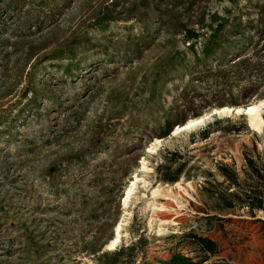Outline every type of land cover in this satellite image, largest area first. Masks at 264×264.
Returning a JSON list of instances; mask_svg holds the SVG:
<instances>
[{
    "label": "rangeland",
    "instance_id": "rangeland-1",
    "mask_svg": "<svg viewBox=\"0 0 264 264\" xmlns=\"http://www.w3.org/2000/svg\"><path fill=\"white\" fill-rule=\"evenodd\" d=\"M255 171L264 0H0V264H264Z\"/></svg>",
    "mask_w": 264,
    "mask_h": 264
},
{
    "label": "bare ground",
    "instance_id": "bare-ground-1",
    "mask_svg": "<svg viewBox=\"0 0 264 264\" xmlns=\"http://www.w3.org/2000/svg\"><path fill=\"white\" fill-rule=\"evenodd\" d=\"M228 111V109H226V108H223V109H219V110H215V113H226ZM258 111V107H256V106H253V107H250V108H248L247 110H245V113L246 114H250V113H254V112H257ZM220 115V114H219ZM205 118L204 117H199V118H196V119H191V120H189L186 124H184V125H181V126H178L176 129H175V131L174 132H176V131H183V130H187L188 128H190L191 127V129H192V127L194 126V125H198V124H200V123H202L203 122V120H204ZM189 130V129H188ZM178 133V132H177ZM151 151V150H150ZM137 181H141V183H143L144 184V179L143 178H141V177H135L134 178V181H132V184H131V186L129 187V189H128V191H127V193H126V197H125V200H127V198L129 197V195L134 191L133 190V188H134V186H136V182ZM138 183V182H137ZM158 189V188H157ZM157 189H155V190H153V192H152V196H155V195H157L160 191L159 190H157ZM124 200V201H125ZM120 232H119V227H117L116 228V231H115V235H114V238L112 239V241H111V243L108 245V248L107 249H113L114 248V246L116 245V244H118L117 242H119V234Z\"/></svg>",
    "mask_w": 264,
    "mask_h": 264
},
{
    "label": "trees",
    "instance_id": "trees-1",
    "mask_svg": "<svg viewBox=\"0 0 264 264\" xmlns=\"http://www.w3.org/2000/svg\"><path fill=\"white\" fill-rule=\"evenodd\" d=\"M236 61L242 62L243 58H238ZM236 61H234L233 63H235ZM221 169H223V173L225 174L226 177L231 176L234 174V172L226 166V165H221ZM255 175L258 177V179L263 183L264 185V175H260V173L258 171H255ZM264 189V187H263ZM248 201H249V207L251 209H258V210H262L264 212V192L259 191V189L255 188L253 190V192L248 193ZM199 241H201L203 244H206V241L204 239H198ZM201 243V244H202ZM122 248L119 247V250H121ZM214 264H232L229 262H216Z\"/></svg>",
    "mask_w": 264,
    "mask_h": 264
}]
</instances>
